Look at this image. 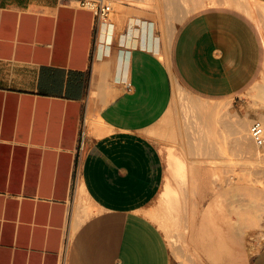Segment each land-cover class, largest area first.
<instances>
[{
    "label": "crops",
    "instance_id": "1",
    "mask_svg": "<svg viewBox=\"0 0 264 264\" xmlns=\"http://www.w3.org/2000/svg\"><path fill=\"white\" fill-rule=\"evenodd\" d=\"M125 8L103 23L72 0H0V264H170L148 214L164 179L150 131L178 90L172 66L193 92L235 101L261 45L242 15L211 9L163 57Z\"/></svg>",
    "mask_w": 264,
    "mask_h": 264
},
{
    "label": "rangeland",
    "instance_id": "2",
    "mask_svg": "<svg viewBox=\"0 0 264 264\" xmlns=\"http://www.w3.org/2000/svg\"><path fill=\"white\" fill-rule=\"evenodd\" d=\"M108 1L113 9L110 21H115V15L128 7L150 25L160 40V56L163 57L170 56L173 40L182 24L206 10L234 11L254 27L261 45L259 68L235 101L220 102V98L193 92L172 66L178 91L172 95L166 113L150 131L161 152L164 179L148 214L149 217L155 214L156 220L150 219L166 240L170 264H252L264 245V145L256 147L248 135L253 120H260L264 125V47L261 43L264 2L248 0L257 10L253 18L258 22L257 28L250 18L229 8L234 0ZM171 81L173 87L172 78ZM205 99L214 101L212 106L201 105L211 102ZM238 133L247 137L250 150L240 147ZM168 153L179 156L185 167L186 181L174 180L167 163ZM174 167L179 169L177 164ZM167 181L179 196L171 219L162 210L161 191Z\"/></svg>",
    "mask_w": 264,
    "mask_h": 264
},
{
    "label": "bare ground",
    "instance_id": "3",
    "mask_svg": "<svg viewBox=\"0 0 264 264\" xmlns=\"http://www.w3.org/2000/svg\"><path fill=\"white\" fill-rule=\"evenodd\" d=\"M229 6H233V7H236L240 10H242L243 12H245L248 16L254 18V14L257 13V10L256 8L248 1V0H234V2H230L229 3ZM178 91V90H177ZM202 102V101H201ZM208 103V102H207ZM210 104V103H208ZM207 106H212V105H208ZM201 105H206V103H201ZM225 108V107H224ZM222 109V108H221ZM207 110V109H206ZM211 113V112H209ZM221 115V114H220ZM209 116V115H208ZM220 118V117H219ZM222 118V117H221ZM223 120V119H222ZM219 123V122H218ZM217 124V123H216ZM237 126V125H236ZM240 132V131H239ZM238 135V143L240 145V147H242L244 150H250V144H248V141H247V137L246 136H242L240 135V133L237 134ZM252 144V143H251ZM238 148V147H237ZM259 157L261 158L262 155L260 154ZM167 163H168V166L172 172V176L174 178L175 181H177L178 179H181L182 181H186L185 178H186V175H185V167L184 165L181 163V161L179 159H177L176 157H174L173 155H171L170 153L168 154L167 156ZM174 164H177L179 169L175 168L174 167ZM214 167V166H213ZM213 172V171H212ZM218 175V174H217ZM215 177V176H213ZM212 178V177H211ZM194 181V180H193ZM221 181V180H220ZM196 182V181H195ZM216 182V181H215ZM193 183V182H192ZM218 183V182H217ZM216 183V184H217ZM177 184V183H176ZM196 183H194L195 185ZM215 184V183H214ZM215 184V185H216ZM222 184V183H221ZM196 186V185H195ZM162 196H163V201H164V204L162 205V210H164V213L168 215V219H171V216H172V212L173 210H175V202L178 200V194H177V191H174L169 182L167 181L166 183V186H165V190L164 192L162 193ZM82 200V199H81ZM159 209V208H158ZM196 209V207H195ZM198 209V208H197ZM161 210V209H160ZM161 210V212H162ZM160 212V213H161ZM163 213V212H162ZM161 213V217L163 216V214ZM194 213V212H193ZM159 215V214H158ZM195 215V213H194ZM152 218L155 216L154 215H150ZM166 216V215H165ZM157 218V217H156ZM164 218V217H163ZM167 218V217H166ZM155 217L153 218V221H154ZM158 219H159V216H158ZM156 220V219H155ZM161 221V220H160ZM164 221H165V218H164ZM169 221V220H167ZM192 222V220H191ZM190 222V223H191ZM162 223V222H161ZM160 223V224H161ZM164 223V222H163ZM169 223V222H168ZM194 224V223H193ZM165 225V223H164ZM163 225V226H164ZM162 226V224H161ZM166 229V228H165ZM171 243V242H170Z\"/></svg>",
    "mask_w": 264,
    "mask_h": 264
},
{
    "label": "built area",
    "instance_id": "4",
    "mask_svg": "<svg viewBox=\"0 0 264 264\" xmlns=\"http://www.w3.org/2000/svg\"><path fill=\"white\" fill-rule=\"evenodd\" d=\"M79 8L89 11L92 16L103 23L110 22L113 13L111 2L108 0H72ZM249 140L256 146L264 145V125L260 120H253L248 129Z\"/></svg>",
    "mask_w": 264,
    "mask_h": 264
}]
</instances>
